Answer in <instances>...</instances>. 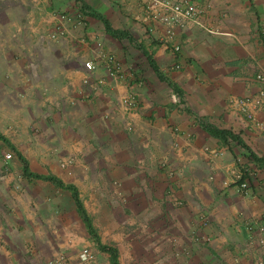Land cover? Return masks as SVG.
<instances>
[{
  "label": "crops",
  "instance_id": "1",
  "mask_svg": "<svg viewBox=\"0 0 264 264\" xmlns=\"http://www.w3.org/2000/svg\"><path fill=\"white\" fill-rule=\"evenodd\" d=\"M11 1L22 15L11 33L19 42L27 37L31 50L18 62L15 85L0 91V133L31 171L74 185L88 214L94 204L99 217L109 212L110 227L120 225L112 214H135L138 196L158 200L160 225L188 242L190 264H264V235L248 227L264 218V107L249 109L250 120L234 104L264 89L257 80L264 74V0H189L204 9L203 26L175 29L169 40L141 0H84L133 41L111 37L85 12L87 30L70 28L59 43L49 37L61 24L58 10L76 0ZM88 41L121 62L118 79L99 70L85 83L83 63L95 59ZM131 93L136 110L126 105ZM209 125L234 139L212 137ZM66 158L73 163L63 167ZM240 172L247 191L235 183ZM91 240L72 193L24 177L0 140V264H51L59 251L69 264H82L79 253ZM95 255L91 264H111Z\"/></svg>",
  "mask_w": 264,
  "mask_h": 264
},
{
  "label": "rangeland",
  "instance_id": "2",
  "mask_svg": "<svg viewBox=\"0 0 264 264\" xmlns=\"http://www.w3.org/2000/svg\"><path fill=\"white\" fill-rule=\"evenodd\" d=\"M2 2L3 3L1 4L0 1V74H3V76L0 78V91H3L4 88L7 89V86L12 87L15 85L13 82L15 81V76L18 75L17 73L20 68L18 62H21V64L24 63V56H27L31 50L29 49L27 37H21V41L19 42V36L11 33L15 30L13 25L18 26L19 17L22 18L21 13H18L14 9L16 4L11 0H9V2H7V0ZM72 4L73 5L66 3V8H60L58 10L60 12L59 15H73V13L79 11L84 15V12H87L88 14V9H83L84 11L81 10V4L77 2H72ZM89 4L96 8V4L94 2L91 1ZM89 4L87 3L88 6H90ZM72 10H74V12H71ZM84 15V22L80 24V27L84 30H87ZM23 21L25 22L24 19ZM75 27L77 26H75L73 22L62 25L58 23L55 32L49 35L50 41L59 43V41H56L58 39L60 40L66 38L70 31L69 29ZM42 37L43 36L40 38L43 39ZM44 43L46 44V41L40 40V46H43ZM11 61L13 62L11 63ZM36 70L38 73L40 72L38 68H36ZM25 84L28 85V83ZM44 84L53 85L51 82H43L42 85ZM7 99L8 98L2 99V101H7ZM40 101H45L44 96L41 98V100H38V102ZM6 104L7 103H5V105ZM69 159L70 158H66L65 160L67 161ZM153 199L154 198H151L149 195L138 196L132 204L136 210L135 214L131 211H125L123 214H112V218H116L120 222L119 226H108L107 223L109 222V212L107 210L105 212H101V216L99 217L98 214H95V208H93L95 207V204L91 205V211H89V215L92 219V222H95L96 224L95 229L99 237L101 239L103 238V244L118 249L120 264H190V257L188 256L190 253H192L190 252V245L186 240V243H181V239H177L174 236L172 237L173 226L169 228L160 225V202H158V200L154 201ZM124 202L126 203V201ZM145 206V209H142L141 211L139 210L141 207L143 208ZM144 217H147L146 223L141 221ZM132 218L138 220L133 225H131ZM163 229L166 230L163 231ZM164 232L166 233L163 237L162 234ZM88 248H90L94 254L98 253L99 255H104L107 257V261L110 260V256L104 252H101L94 240H91V245L88 246ZM59 253L64 254L68 259L67 253L63 251H59ZM66 264H69V259L68 263Z\"/></svg>",
  "mask_w": 264,
  "mask_h": 264
},
{
  "label": "built area",
  "instance_id": "3",
  "mask_svg": "<svg viewBox=\"0 0 264 264\" xmlns=\"http://www.w3.org/2000/svg\"><path fill=\"white\" fill-rule=\"evenodd\" d=\"M3 1V0H0ZM147 4L146 15L148 19L158 21L164 25L167 29V39H172L174 36L175 29H185L188 25L194 24L196 26H203L202 19L204 16V9L192 3L189 0H141ZM61 24H68L73 22L75 26H80L84 22V17L82 12H75L73 15L61 14L59 15ZM89 48L95 46V59H90L84 61L83 66L89 76L85 78V83H88L91 80V75L96 74L99 70L104 71L107 76L110 78L118 79L122 75L123 67L121 62L117 57L107 52L101 42L93 43L91 41L87 42ZM175 52L180 51V47L176 46L174 48ZM179 68L178 65H176ZM257 80L261 83H264V74L257 76ZM104 80H98L99 84H102ZM174 103H180V98L173 95L172 96ZM237 109L241 114L246 116L247 119L253 120V115L249 113V109L252 107L254 109H262L264 107V89H262L256 98H247L241 99L237 102H234ZM126 105L129 110H136L139 107V102L136 96L131 93L126 98ZM12 158V154L8 153L6 159L9 160ZM73 163L72 159L64 161L62 163L63 167H67ZM235 183L239 184V189L241 191H247L249 188L248 181H244L243 174L240 172L235 175ZM249 228L258 229L261 234L264 235V218L259 222L250 223ZM261 244H264V241H261ZM79 262L82 264H91L95 262L94 252L85 247L79 253ZM68 259L62 253H57L54 257L51 264H66Z\"/></svg>",
  "mask_w": 264,
  "mask_h": 264
},
{
  "label": "trees",
  "instance_id": "4",
  "mask_svg": "<svg viewBox=\"0 0 264 264\" xmlns=\"http://www.w3.org/2000/svg\"><path fill=\"white\" fill-rule=\"evenodd\" d=\"M76 2L82 5V9H81L82 11L88 9L90 11V12H88L90 16L101 21L105 26L106 32L111 37L118 39V40L127 38L130 41H133V38L130 34L123 32V31L115 30L112 27L110 21L104 15L100 14L97 11L91 10L90 7L87 5V3L84 0H76ZM144 54L146 55L152 69L159 76L160 75L159 68H158V65L156 64V62L154 61L153 57L151 55L147 54L145 51H144ZM174 90H176V89L174 88ZM204 129L212 137L219 139V140L223 141L224 143L227 142L228 138L234 139V137H235L231 131L222 130V129H219V128L212 126V125L205 126ZM0 140H2V142L4 144H6L7 146L10 147V149L15 153L17 158L22 163L24 177H26L28 179H38V180L48 181V182L53 183L58 188L68 190L72 193L73 199L76 203L77 211H78L80 217L82 218L83 222L85 223V226H86L89 234L91 235L92 239H94V241L96 242L98 249L101 252L107 253L110 256V263L111 264H120L118 249L102 244L101 239H100V237H99V235H98V233H97V231L93 225L92 219H91L90 215L88 214V212H87V210H86V208H85V206H84V204L80 198V194H79L78 189L74 185H69V184L63 183L60 179H58L57 177H55L53 175L41 176V175L33 173L30 169L29 162H28L27 158L21 152H19L17 150V148L10 142V140L8 138H6L5 136H3L1 133H0Z\"/></svg>",
  "mask_w": 264,
  "mask_h": 264
},
{
  "label": "clouds",
  "instance_id": "5",
  "mask_svg": "<svg viewBox=\"0 0 264 264\" xmlns=\"http://www.w3.org/2000/svg\"><path fill=\"white\" fill-rule=\"evenodd\" d=\"M83 14V13H82ZM84 15V14H83Z\"/></svg>",
  "mask_w": 264,
  "mask_h": 264
}]
</instances>
